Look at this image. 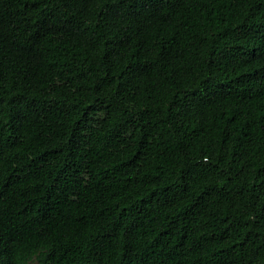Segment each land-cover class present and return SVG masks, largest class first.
<instances>
[{"label": "trees", "instance_id": "obj_1", "mask_svg": "<svg viewBox=\"0 0 264 264\" xmlns=\"http://www.w3.org/2000/svg\"><path fill=\"white\" fill-rule=\"evenodd\" d=\"M264 264V0H0V264Z\"/></svg>", "mask_w": 264, "mask_h": 264}, {"label": "rangeland", "instance_id": "obj_2", "mask_svg": "<svg viewBox=\"0 0 264 264\" xmlns=\"http://www.w3.org/2000/svg\"><path fill=\"white\" fill-rule=\"evenodd\" d=\"M30 264H38L36 261H32Z\"/></svg>", "mask_w": 264, "mask_h": 264}]
</instances>
